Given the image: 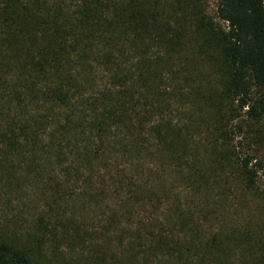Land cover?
<instances>
[{
  "label": "trees",
  "instance_id": "trees-1",
  "mask_svg": "<svg viewBox=\"0 0 264 264\" xmlns=\"http://www.w3.org/2000/svg\"><path fill=\"white\" fill-rule=\"evenodd\" d=\"M208 1L0 0V166L48 208L0 264H264V0Z\"/></svg>",
  "mask_w": 264,
  "mask_h": 264
},
{
  "label": "rangeland",
  "instance_id": "rangeland-1",
  "mask_svg": "<svg viewBox=\"0 0 264 264\" xmlns=\"http://www.w3.org/2000/svg\"><path fill=\"white\" fill-rule=\"evenodd\" d=\"M208 11L211 15H214L215 12V1L209 0L208 1ZM175 122L183 121L174 113L172 115ZM4 128V125L3 127ZM263 131H264V122H263ZM3 130H0V134H2ZM264 134V133H263ZM239 140H235V146L238 148L239 151L241 145H239ZM4 148V145L0 142V150ZM262 156H264V143L262 144ZM39 161H37L38 163ZM152 167V166H150ZM14 171L13 173L11 170ZM33 168L31 167V163L27 168L24 167L22 164V160L19 158L16 160L14 157L13 161L6 166H0V228L4 229H13L19 228L21 230H29L31 231L36 221L43 213L48 211L47 203L45 200L41 199V192L39 190V186L36 184L37 181L34 178L33 172H31ZM13 176L10 177L12 174ZM144 180L149 182V178H146L148 173L145 174ZM155 178L151 179L153 187H158L157 180L154 181ZM260 188L264 190V174L261 177ZM169 191V185H167ZM163 194H165L163 192ZM80 196L78 193L76 194ZM82 199L79 198L76 202L77 208L80 203H82ZM162 211H165L169 204L163 202L162 204ZM44 207V208H43ZM153 208V207H152ZM152 208H149L148 211H141L138 213L137 219L149 221V217L154 215V211ZM139 210V208H138ZM135 210V211H138ZM77 213L74 215L78 221L85 223L86 231L93 232V231H101L103 229V217L101 216V211L96 207H81L74 212ZM247 210L245 208H241L240 212L238 213L239 219L244 220L247 217ZM71 214V213H70ZM46 219L50 221V214H44ZM39 227V225H36ZM62 233V230H61ZM126 242H128V238H126ZM68 254V253H66ZM67 257H77L78 255H64ZM86 256V255H82Z\"/></svg>",
  "mask_w": 264,
  "mask_h": 264
}]
</instances>
